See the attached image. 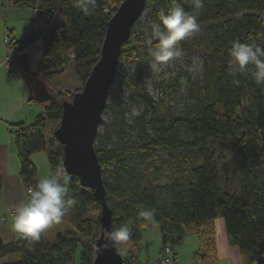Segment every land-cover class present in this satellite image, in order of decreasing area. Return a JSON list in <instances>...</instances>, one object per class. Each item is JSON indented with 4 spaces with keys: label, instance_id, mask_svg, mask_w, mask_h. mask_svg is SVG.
Masks as SVG:
<instances>
[{
    "label": "trees",
    "instance_id": "16d2710c",
    "mask_svg": "<svg viewBox=\"0 0 264 264\" xmlns=\"http://www.w3.org/2000/svg\"><path fill=\"white\" fill-rule=\"evenodd\" d=\"M113 2L120 4L121 0H97L93 14L85 16L74 6V0H11L15 7L36 6L44 13L60 5L63 30L55 26L45 28L41 54L48 77L61 73L68 63L74 62L80 81L76 91L81 89L99 58L108 20L116 10L109 8ZM195 4L194 0L145 2V6H154L149 14L156 22L161 11L177 5L197 16L200 28L194 33V43L204 52L206 65L202 84L188 89L194 105L167 119L164 90L173 92L176 84L161 83V100L155 102L140 82L129 83L133 89L128 100L143 107L142 115L133 120L131 127L136 131L138 143L106 149L103 144L106 134L96 136L94 149L102 167L106 201L113 212L110 233L125 223L131 228V242L116 245L124 264H135L141 249L140 231L151 224L158 227L162 244L172 246L184 234H195L199 250L194 260H202L214 250L211 223L218 218L223 219L227 243L238 248L242 264H264V85L255 84L249 74L237 73L228 63V49L233 41L264 47L261 19L264 0H201L200 8ZM135 24L119 61L127 54L136 55L139 37L134 31ZM36 38L32 32L9 46L17 52ZM179 46L182 49V41ZM20 56L10 64L20 66ZM29 81L33 83V78ZM53 95L56 97L53 101L42 103V112L32 124L36 130L24 133L19 128L16 133L19 177L27 185L38 182L35 165L30 160L32 154L46 152L50 173L61 167L62 146L50 145L41 130L49 122H59L61 101L70 99L72 93ZM109 98L116 99V95L109 91ZM148 116H152L149 121ZM52 140L57 141L53 134ZM158 150L170 156L177 153L185 163L181 165L180 158L157 156L155 161L171 168V180L161 188L145 184L135 165H123L127 155L137 153L143 157ZM222 151L228 152L235 162L240 185L237 194L223 190L220 185L217 157ZM107 164L121 171L111 182L104 172ZM62 176L68 182L69 196L76 201L69 209L73 229L64 225V232L52 244L45 243L41 237L35 242L21 237L15 243L0 241V261L11 253L18 257L14 263L0 264H75L77 254V264H92L100 225L99 220L93 221L85 213L100 211V202L90 190L80 186L76 177L65 173ZM141 211H151L152 215L143 218L139 215Z\"/></svg>",
    "mask_w": 264,
    "mask_h": 264
},
{
    "label": "rangeland",
    "instance_id": "374dc122",
    "mask_svg": "<svg viewBox=\"0 0 264 264\" xmlns=\"http://www.w3.org/2000/svg\"><path fill=\"white\" fill-rule=\"evenodd\" d=\"M196 3L197 0H194ZM153 5L145 6L142 13L135 24V33L139 37L137 44V52L134 57L127 54L122 60L119 61L117 66V74L110 87V92L116 95V99L109 98L106 102L105 108L102 112L101 122L98 127V135L102 136L106 134L103 139L104 148H118L124 144L135 145L138 143L136 131L131 128L133 120L141 116L143 113V107L137 101L128 100L132 89L129 83L138 85L140 82L144 91L155 101L159 102V87L161 83L168 85L169 83L176 84L175 91L167 92L164 90L163 101L166 105L164 116L168 119L169 115L177 112H185L187 109L194 105V100L189 97V87H196L202 84L205 75L206 56L204 52L198 48V45L194 43V34L182 41V55L175 60L171 61L167 66H163L159 71H156L150 67L151 58L150 53L155 48L156 44L150 38V29L154 22H156L150 13ZM4 9L0 8V28L2 27V19ZM20 11V10H19ZM30 10H23V13L31 14ZM17 12V10H16ZM57 19L62 18L64 20V14L62 9H57ZM22 13V12H19ZM18 16V13H17ZM41 17V11L34 12V18ZM20 26V30L25 29V23L22 20H17ZM42 31V25H36L34 32L40 35ZM25 36L24 38H26ZM5 52V51H4ZM27 59V63L30 67L27 79L29 85L33 88V83L29 81L31 78L38 77L44 81L47 88L52 94L69 92L73 93L80 85V81L75 73L74 62L68 63L61 73L53 77H48L45 70V62L41 54V46L37 44L27 51L24 55ZM23 70V69H22ZM18 68V73L22 76L24 72ZM37 107H41L42 104L33 102ZM152 119V116L146 118L147 121ZM59 122H49L41 130L46 136L50 145L58 147L60 144L58 141L52 140L53 131L58 126ZM148 133L152 135V131L148 130ZM36 159L34 163L39 177L42 179L49 173V165L46 152H38L35 154ZM169 157L171 160L174 158H180V164L185 165L181 160L179 154L174 153L170 156L167 152L158 150L155 154H148L141 157L135 153L127 155L124 159L123 165H135L138 172L142 174L143 182L151 187L161 188L171 180V168L165 165L161 161H155L157 156ZM217 167L220 174V185L223 190L237 194L240 189L238 176L236 173L235 162L232 156L222 151L218 153ZM113 164H107L104 168L107 181L111 182L113 177L121 175V171H116ZM143 183V184H144ZM159 193V189L156 190ZM100 211H89L85 213V216L91 218L93 221L99 220ZM223 220V219H222ZM61 225L57 228L59 233L64 232V225L73 229L74 220L67 211L66 215L61 221ZM63 225V226H62ZM53 226V225H52ZM56 228V227H55ZM57 229H54V233ZM54 233L48 230L43 232V236H47L48 239L54 238ZM160 232L156 225L151 224L146 226L143 232V248L141 249V259L144 262L145 248H148L144 244L160 243ZM55 240V239H53ZM79 261V255H76L75 264Z\"/></svg>",
    "mask_w": 264,
    "mask_h": 264
},
{
    "label": "crops",
    "instance_id": "0c3cea01",
    "mask_svg": "<svg viewBox=\"0 0 264 264\" xmlns=\"http://www.w3.org/2000/svg\"><path fill=\"white\" fill-rule=\"evenodd\" d=\"M0 8L5 10L2 19L3 24L0 28V241L4 243H15L19 240L20 236L12 230L13 213L11 210L15 209L23 200L27 199L28 186L19 177L16 133L19 128L24 133L35 131L36 128L32 127V124L36 117L41 114L43 107L41 109V107L34 105L33 102L36 101L33 99V88L29 85L27 79H25L27 75L24 72L25 75L21 76L17 71L19 67L22 70L21 65L7 63L14 48L3 43L2 33L3 29L6 28L13 34L14 41H22L25 36L34 32V27L37 24L39 26L42 25L41 34H36L37 38L35 42L22 49V56H24L29 49L37 44L41 46V37L45 30V24L44 12L36 6L18 8L11 4V0H0ZM30 9L32 10L31 14L23 13V10ZM57 9H61L60 5L54 10L55 13L51 26L60 27L63 30L64 20L62 18H58L55 23ZM37 10L41 11V17L35 19L34 12ZM19 19L26 22L23 31L20 30L17 21ZM261 19L262 30L264 31V11L261 13ZM10 69L14 72V75L9 74ZM35 154L30 156V160L34 165V159H36ZM39 179L41 178L36 170V182ZM61 224H53L45 232L50 230L54 233L53 230L57 229L54 233L55 236L53 239H55L59 234L57 227ZM211 224L214 231L213 252L207 254L202 260H194V255L199 250L198 238L195 234L186 233L183 235L181 241L172 244L175 264H242L238 248L229 246L227 243L224 221L218 218L213 220ZM145 228H142L140 231L141 249L143 248V232ZM41 238L47 244H52L54 241L42 234ZM144 245L148 247L145 248L144 262L140 261L142 251L140 249L135 264H156L161 246L163 245L162 239H160L159 244H149V242H146ZM17 259V255L11 253L4 257L0 263H14Z\"/></svg>",
    "mask_w": 264,
    "mask_h": 264
},
{
    "label": "water",
    "instance_id": "95a60500",
    "mask_svg": "<svg viewBox=\"0 0 264 264\" xmlns=\"http://www.w3.org/2000/svg\"><path fill=\"white\" fill-rule=\"evenodd\" d=\"M145 2L146 0H122L111 15L98 60L81 89L73 92L70 99L61 101V117L53 131L54 138L62 146L61 167L64 173L76 177L80 186L90 190L101 205L100 232L94 242L92 264H124L116 245L105 246V242L109 240L113 212L106 201L102 167L94 144L110 87L117 74L122 47L128 41L131 28L142 13ZM19 61L23 71H29L25 56H21ZM32 94L38 103L56 98L38 77L33 78Z\"/></svg>",
    "mask_w": 264,
    "mask_h": 264
},
{
    "label": "clouds",
    "instance_id": "9594fccd",
    "mask_svg": "<svg viewBox=\"0 0 264 264\" xmlns=\"http://www.w3.org/2000/svg\"><path fill=\"white\" fill-rule=\"evenodd\" d=\"M97 0H74V6L85 16L95 10ZM202 6L197 0L195 7ZM200 28L197 16L177 5L161 11L157 22L150 29V38L156 42L150 53V67L159 71L182 55L180 42L191 37ZM229 66L237 73L249 74L255 84L264 85V47L255 43L233 41L228 49ZM249 69L251 71L249 72ZM69 196L68 182L62 173L54 171L39 179L34 187L27 190V199L15 207L12 230L21 238L35 242L53 224L61 223L67 211L75 205ZM139 215L150 218L151 211H141ZM131 228L125 223L109 234L105 246L127 245L131 242Z\"/></svg>",
    "mask_w": 264,
    "mask_h": 264
},
{
    "label": "built area",
    "instance_id": "2783aa9c",
    "mask_svg": "<svg viewBox=\"0 0 264 264\" xmlns=\"http://www.w3.org/2000/svg\"><path fill=\"white\" fill-rule=\"evenodd\" d=\"M122 1V0H121ZM119 6L116 2L110 3L109 8H116ZM54 10H49L44 13V24L45 28H48L51 26L52 19L54 17ZM3 43L7 46H9L13 41H14V36L13 34L6 28L3 29ZM23 50L13 52L12 55L8 58L7 63H10L15 57L22 55ZM9 74L14 75V72L10 69ZM59 172L62 174L64 173L63 168L60 167L58 169ZM34 183H30L27 186V190L30 187H34ZM12 213H14V209L11 210ZM156 264H175V259H174V254H173V249L172 246L169 243H165L161 246L160 253L158 260Z\"/></svg>",
    "mask_w": 264,
    "mask_h": 264
}]
</instances>
